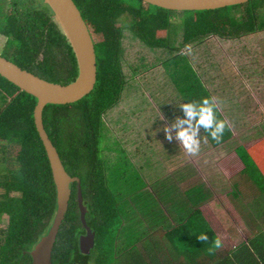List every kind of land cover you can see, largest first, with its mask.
Masks as SVG:
<instances>
[{"label":"trees","instance_id":"trees-1","mask_svg":"<svg viewBox=\"0 0 264 264\" xmlns=\"http://www.w3.org/2000/svg\"><path fill=\"white\" fill-rule=\"evenodd\" d=\"M3 1L0 0V36L5 42L0 56L49 82L71 83L77 76L76 60L50 9L32 0H8L4 9ZM72 1L94 44L97 79L92 92L81 100L67 105H46L42 122L65 171L80 180L85 221L94 233V247L87 255L79 250L85 231L79 218L74 182L70 185L68 209L51 261L52 264H112L115 253L120 251L116 243L123 220L118 207L123 206L108 187L100 142L104 140L102 115L119 101L125 83L121 69L125 19L129 20L128 30L152 49L167 47L170 27L176 22L182 28V45L187 46L209 35L236 39L264 31V0L207 11H169L141 0ZM189 73H175L179 78L174 85L185 102L210 97L200 77L190 70ZM35 104L34 97L0 76V218L7 216L5 229L0 230V264H32L29 252L48 232L56 210L50 166L33 123ZM217 116L223 119L219 110ZM201 134L211 147L231 137L230 130H226L222 141L217 143L203 129ZM255 142L264 149L263 139ZM240 147L234 151L264 191L263 178L254 167L257 154L264 158V150L256 151L257 146L248 148L255 153L254 158L248 153L246 143L244 149ZM8 149L12 159L9 163L6 161ZM176 151L175 147L179 163ZM171 157L165 156L164 163ZM195 191L199 197L200 188ZM191 226V223L177 225L175 231L183 235ZM195 230L201 231L198 225ZM191 240L197 245L201 242L195 237ZM186 243L188 247L189 239ZM109 255L111 259L107 260Z\"/></svg>","mask_w":264,"mask_h":264},{"label":"rangeland","instance_id":"rangeland-1","mask_svg":"<svg viewBox=\"0 0 264 264\" xmlns=\"http://www.w3.org/2000/svg\"><path fill=\"white\" fill-rule=\"evenodd\" d=\"M32 1L36 5L42 4V0ZM7 6L8 0H4L3 8L6 9ZM128 22L126 18L124 21L126 27L123 28L121 37V69L125 83L119 101L102 115L104 140L100 142L107 184L116 201L123 206L118 207L123 222L125 218L137 214L144 216L157 212L159 200L163 201L169 194L167 190L159 193L152 183H156L158 179L157 182H165L167 187L172 185V177L161 160L163 155L169 157L174 155L175 150L172 153L164 151L166 138L163 126L170 125L176 116L182 117L179 104L186 103L178 86L174 85L175 80L179 78L175 73L189 75L190 70L201 78L203 87L212 98L217 99L219 113L228 121L232 134L234 128L230 117L232 96H235L244 85L264 83V31L253 32L236 39L209 35L199 42L183 46L182 28L173 22L167 47L152 49L128 30ZM4 42L5 39L0 36L2 52ZM250 119L247 117L243 124L236 126L240 135L237 133L239 137L234 145L237 146L246 138L260 133L249 130ZM173 141L176 142V150L178 149L177 157L181 162L188 161L192 171L186 168L193 175L196 171L198 180L202 177L214 194L224 193L223 188L227 187L228 177L230 180L229 171L227 172V165L230 163L225 160L228 153L224 150L232 152L236 146L232 148V143L225 141L211 147L201 134V150L198 155L190 156L177 141ZM9 152L8 149L6 155L8 163L12 160L9 158ZM156 187L160 185L156 183ZM129 222L134 228L136 223ZM139 224H141L139 228L144 227L143 222ZM6 225L7 216L3 215L0 218V230H4ZM148 228H155L150 221L144 229ZM121 234L123 226L119 236ZM243 237H246L245 231ZM158 254V249L147 244H132L123 255L116 252L115 259L111 262L116 264L117 260L120 264H123V261L131 264L141 258L155 259ZM106 259H111L110 255Z\"/></svg>","mask_w":264,"mask_h":264},{"label":"crops","instance_id":"crops-1","mask_svg":"<svg viewBox=\"0 0 264 264\" xmlns=\"http://www.w3.org/2000/svg\"><path fill=\"white\" fill-rule=\"evenodd\" d=\"M208 94L211 97L209 92ZM231 105L230 117L234 128L232 139L228 141L232 143V148L236 146L234 142L238 141L240 135L236 126H240L245 118L250 117L249 130L260 133L246 138L236 147L242 146L240 148L244 149L246 143L249 154H252V150L248 148L252 146H257L256 151L263 149L259 144L256 145L255 141L263 139L264 142V83L255 82L242 86L236 95L232 96ZM175 147L176 142H169L167 139L164 141L165 152L172 153ZM224 152L228 153L225 160L230 163L227 165L230 180L228 177L227 187L223 188L224 193L216 194L202 177L198 180L196 171L194 178L188 161L181 162L179 159L177 163L175 154L168 162L164 163L162 159L161 163L172 177V185L167 187L165 182H157L158 179L156 183L160 187H156V183L152 185L159 193L167 190L169 194L163 201L159 200L157 212L125 218L123 234L118 236L116 243L120 249L119 253H126L132 244H147L158 249L159 254L155 259L141 258L131 264H264V191L257 186L259 184L255 181V175H251L250 169H245L235 151L230 152L227 149ZM162 158H165V155ZM256 159L254 167L264 181V158L257 154ZM197 187L200 188L199 197L195 191ZM129 221L136 223L134 228ZM149 221L155 228L144 229ZM140 222H143V228H139ZM189 223L192 226L185 230L183 235L175 231L177 225L188 226ZM196 225L201 231L195 230ZM243 231L246 233L245 238ZM202 234L208 237L207 241L203 242L204 245L201 242L199 245L194 244L191 238L197 239ZM217 240L220 241L219 248L215 247ZM210 248L213 251L210 252ZM116 264L120 262L116 261ZM123 264L128 263L123 261Z\"/></svg>","mask_w":264,"mask_h":264},{"label":"water","instance_id":"water-1","mask_svg":"<svg viewBox=\"0 0 264 264\" xmlns=\"http://www.w3.org/2000/svg\"><path fill=\"white\" fill-rule=\"evenodd\" d=\"M142 2L169 11H207L237 6L254 0H141ZM52 12V19L69 44L77 65L76 78L66 85L49 82L12 61L0 56V76L36 99L33 109V123L50 166L55 186L56 210L48 232L43 235L29 252L32 264H52V250L60 226L68 209L70 185L77 184V205L79 218L85 234L81 236L79 250L87 255L94 247V233L85 221L86 208L83 205L80 180L70 177L65 171L59 155L51 143L42 122L46 105H67L75 103L94 89L97 79L96 54L88 28L80 11L72 0H42Z\"/></svg>","mask_w":264,"mask_h":264},{"label":"clouds","instance_id":"clouds-1","mask_svg":"<svg viewBox=\"0 0 264 264\" xmlns=\"http://www.w3.org/2000/svg\"><path fill=\"white\" fill-rule=\"evenodd\" d=\"M179 108L183 116H176L169 124L163 126L165 138L179 143V146L190 156H196L201 150V129L217 143L223 139L226 130H229L228 121L217 116L219 110L216 98L203 97L201 100H190L180 103ZM201 242L207 241L206 235L197 237ZM215 247H220V241L215 242ZM213 251V249H209Z\"/></svg>","mask_w":264,"mask_h":264}]
</instances>
